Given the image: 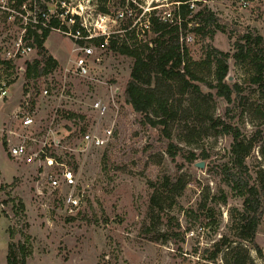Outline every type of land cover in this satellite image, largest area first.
Wrapping results in <instances>:
<instances>
[{
  "label": "rangeland",
  "instance_id": "374dc122",
  "mask_svg": "<svg viewBox=\"0 0 264 264\" xmlns=\"http://www.w3.org/2000/svg\"><path fill=\"white\" fill-rule=\"evenodd\" d=\"M59 2H65L64 10L78 7L86 22L96 28L105 24L111 36L124 27L140 26L153 9L160 14L173 10L176 0ZM205 4L227 26L226 32L218 31L210 41L214 47L234 53L233 43L251 32L254 38H263L259 48L264 50V0H208ZM99 5L109 8L110 13H101ZM5 23L0 16V42L7 30ZM190 46L191 57L201 61L204 42L191 41ZM45 48L58 65L49 74L26 83L35 88L30 110L38 123L48 126L58 107L54 125L59 138L69 145L76 142L81 149L79 130L92 126L96 113L91 104L100 97L108 106L104 124L116 121L117 137L109 147L78 150L71 158L76 174H80L83 198L78 211L69 215L60 198L37 197L38 170L8 155L0 130V264H9L11 243L17 259L24 246L27 264H227V250L239 245L249 248L253 264H264V219L257 232V251L234 228L242 200L229 193L216 168L228 159L232 137L218 133L208 120L221 117L244 135L264 128V92L250 82L251 66L229 59L228 80L243 85L247 100L241 103L234 95L235 101L227 103L214 96L201 113L189 119L187 124L198 128L192 141L186 142L183 126L170 122L167 131L171 136L166 137L159 128L143 125L141 115L125 104L123 92L133 65L131 57L94 46L101 61H90L91 73L99 80L92 81L73 73L66 75L74 57L70 37L54 30ZM200 72L205 80L211 78L207 69ZM24 80L15 78L7 98H0V129L12 116V103L17 97L18 104L22 100ZM65 81L70 99L41 96L44 86L56 90ZM202 90L208 92L204 83ZM71 111L85 114V120L69 119ZM170 144L178 148L175 156L169 152ZM203 151L209 154L208 159L187 161L189 152L200 155ZM260 158V146H256L249 163L256 167ZM201 161L204 167L196 165ZM167 180L170 186H166ZM156 190L160 204L152 206L150 197ZM223 192L228 194L227 202L221 199ZM223 237L231 244L224 246L217 260L204 259L209 254L203 257L204 249Z\"/></svg>",
  "mask_w": 264,
  "mask_h": 264
},
{
  "label": "trees",
  "instance_id": "16d2710c",
  "mask_svg": "<svg viewBox=\"0 0 264 264\" xmlns=\"http://www.w3.org/2000/svg\"><path fill=\"white\" fill-rule=\"evenodd\" d=\"M22 3L24 0H18ZM102 1V0H100ZM208 0H176L173 10L160 14L153 9L143 19V23L132 28L124 27L123 31L109 36H98L84 43L122 56L131 57L133 65L130 78L125 85L123 97L125 104L141 115L142 124L153 128H159L166 137L171 136L167 131L170 122L183 126L186 133V142H191L197 132V126H189L187 123L194 115L203 111L208 101L212 98H222L227 103L247 100L243 85L238 82H230L229 59L246 63L252 68L249 79L260 92H264V50L259 48L263 43L261 36H254L251 32L245 33L233 43L234 53L222 51L211 44L218 31L226 32V24L205 3ZM29 9L33 11L34 3L41 5L42 11L48 12V8L39 3L40 0H26ZM204 5L197 9L196 6ZM99 11L109 14V8L99 5ZM28 17L27 28L29 37L38 50L40 59L29 67L33 69L36 77L49 74L58 65V61L48 54L45 48L50 33L61 26L58 17L51 14L47 20V26L43 24L45 19L36 11ZM37 20V22H34ZM36 25V29L31 26ZM40 31V32H39ZM204 42L205 57L195 60L191 57L190 42ZM83 43V42H82ZM200 69H207L211 78L207 80L201 76ZM205 84L208 92L204 93L202 84ZM69 119L79 118L85 120V114L69 112ZM213 129L218 133L232 137L229 157L224 162L216 165L218 173L224 184L229 188V193L242 200V210L234 221V228L239 237L249 242L254 249L260 251L256 237L260 225L264 219V128H256L251 134H243L238 126L226 122L221 117L208 118ZM184 124V125H183ZM184 127H186L184 129ZM68 129H71L69 126ZM263 129V130H262ZM87 130L82 126L79 130L83 134ZM256 146H260L261 160L256 167L249 163ZM177 147L169 146V152L175 156ZM199 158L206 160L209 154L203 151L200 155L189 152L187 161L195 163ZM166 186H170L167 180ZM221 198L227 202L228 194L223 192ZM150 201L152 206L160 204L159 196L154 192ZM20 210L24 209L21 202ZM179 226V224H177ZM15 232L12 233L14 236ZM176 234V233H174ZM224 237L211 248L203 251L206 260L215 261L224 249L230 245ZM229 248V246L227 247ZM15 244L9 246V264H27V252L21 246L20 259L16 258ZM15 257V259H14ZM227 264H253L250 250L245 245H239L227 250Z\"/></svg>",
  "mask_w": 264,
  "mask_h": 264
},
{
  "label": "built area",
  "instance_id": "2783aa9c",
  "mask_svg": "<svg viewBox=\"0 0 264 264\" xmlns=\"http://www.w3.org/2000/svg\"><path fill=\"white\" fill-rule=\"evenodd\" d=\"M39 3L45 5L48 12L42 11L41 5L37 2L34 3V9L31 11L26 0L22 3L18 0H0V16L7 25V30L0 42V98L7 97L15 78L25 79L22 100L12 112L9 122L1 128V132L8 155L38 170L35 184L37 197L49 200L60 198L65 211L72 215L80 208L83 194L79 191L80 174H76L71 158L78 150L109 147L117 137L116 121L104 124L108 106L102 98H96L91 104L96 118L92 126L79 136L82 142L81 149L75 145L76 142L69 145L66 139L59 138L58 127L54 125L58 107L48 126L42 127L38 123L35 113L30 110L35 88L31 85L26 86V83L37 78L35 71L33 69L29 71V67L33 66L40 56L32 37H29L27 21L30 15L35 18L36 11L45 19L43 21L45 26L51 14L58 17L61 26L54 30L70 37L74 43L72 50L74 57L70 61V67L66 69V75L73 73L92 81L99 80L91 73L90 61L100 62L101 57L95 55L94 45L84 42L98 36H105L107 41L110 34L104 29L105 24L96 28L86 22L83 15L76 9L78 7L64 10L65 2H59V0H40ZM51 6L56 10L53 11ZM31 29H36V25L31 26ZM67 91L65 81L63 86L56 90L50 86H44L41 96L46 99L53 97L58 100L70 99L71 96Z\"/></svg>",
  "mask_w": 264,
  "mask_h": 264
},
{
  "label": "crops",
  "instance_id": "0c3cea01",
  "mask_svg": "<svg viewBox=\"0 0 264 264\" xmlns=\"http://www.w3.org/2000/svg\"><path fill=\"white\" fill-rule=\"evenodd\" d=\"M7 98V97H6ZM19 97H17V100L19 101V99H18ZM14 101L13 103H12V106H11V108H12V112L15 110V108L18 106V101ZM11 118V117H10ZM9 120L10 119H8V121L6 120V123H8L9 122ZM1 130V129H0Z\"/></svg>",
  "mask_w": 264,
  "mask_h": 264
},
{
  "label": "water",
  "instance_id": "95a60500",
  "mask_svg": "<svg viewBox=\"0 0 264 264\" xmlns=\"http://www.w3.org/2000/svg\"><path fill=\"white\" fill-rule=\"evenodd\" d=\"M196 165L199 166V167H204L205 162L201 161V162L196 163Z\"/></svg>",
  "mask_w": 264,
  "mask_h": 264
}]
</instances>
